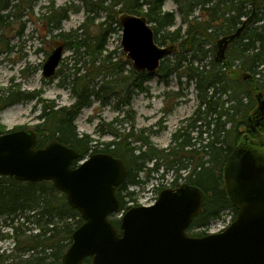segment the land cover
Returning <instances> with one entry per match:
<instances>
[{
  "label": "trees",
  "instance_id": "obj_1",
  "mask_svg": "<svg viewBox=\"0 0 264 264\" xmlns=\"http://www.w3.org/2000/svg\"><path fill=\"white\" fill-rule=\"evenodd\" d=\"M37 1L0 0V28L6 27L10 18H19L17 11L31 9ZM81 1L85 19L68 32L62 31L61 22L71 9L50 5L42 14L48 34L57 31L53 36L60 39L64 51L73 52L71 71L64 74L57 69L54 76H62L59 86L67 89L74 101L68 106H56L54 101L42 100L38 92L11 90L0 95V109L19 101L39 102L40 122L32 128L37 136L36 146L56 139L76 149L79 156L73 165L94 152L123 159L127 175L115 190L119 210L130 208L129 202L136 204L128 186L148 182L163 166L165 171L160 177L169 170L174 173L171 188H176L182 179V183L195 185L205 194L203 209L187 230L190 235L207 234L210 223L225 210L232 213L233 220L236 210L226 194L223 179L227 156L245 133L264 143V118L257 127L259 134L248 123V116L257 106L258 93L264 98V0H173L181 23L186 24L183 31L181 26L170 29L175 24V13L163 10L165 0ZM196 10L200 16L205 15L204 20L193 16ZM99 12L104 18L95 23ZM122 13L145 17L156 44L178 47L172 62L166 57L160 62L158 78L167 84L172 74H183L196 92L198 106L186 119V125L171 134L166 148L158 149L142 131L135 132L130 113L133 94L147 90L143 83L150 75L136 72L129 60L121 59L124 53L116 57V51L107 48L109 38L121 30L118 16ZM89 22L96 27H88ZM226 36L232 39L225 58L216 62L211 45ZM111 98H115L113 110L118 116L109 122L100 121L97 126L101 133L113 135V140L99 142L78 133L74 121L81 109L96 101L104 106ZM120 114L123 116L119 117ZM124 123L130 126L122 133L116 126ZM240 127L245 128L244 132ZM193 131L198 132L196 137L190 135ZM3 132L6 131L0 130ZM203 134L206 137L202 138ZM110 221L119 232V219ZM82 222L80 213L51 181L23 182L0 175V235L12 242L10 249L0 250V264H60L71 233ZM3 229L8 231L1 233ZM193 229L199 232L190 233ZM82 264H92L91 257H86Z\"/></svg>",
  "mask_w": 264,
  "mask_h": 264
},
{
  "label": "water",
  "instance_id": "obj_2",
  "mask_svg": "<svg viewBox=\"0 0 264 264\" xmlns=\"http://www.w3.org/2000/svg\"><path fill=\"white\" fill-rule=\"evenodd\" d=\"M120 46L136 72L155 74L160 61L175 50L158 46L145 17L131 13L118 16ZM231 36L213 46L214 60L221 62ZM63 44H57L42 65V74H55L62 59ZM248 117L258 132L264 118V99ZM79 156L56 139L36 147L30 129L0 134V175L18 181H51L78 210L83 222L71 233V242L60 264H264V144L245 134L232 148L223 167L226 194L236 210L234 220L222 231L190 236L187 228L203 209L204 192L183 183L160 191L150 206H134L119 219V230L109 220L117 212L115 189L126 178L123 159L95 152L75 166Z\"/></svg>",
  "mask_w": 264,
  "mask_h": 264
},
{
  "label": "rangeland",
  "instance_id": "obj_3",
  "mask_svg": "<svg viewBox=\"0 0 264 264\" xmlns=\"http://www.w3.org/2000/svg\"><path fill=\"white\" fill-rule=\"evenodd\" d=\"M50 5L55 8L67 7L71 9L68 17L61 22L62 31L64 32L78 27L85 19V11L81 0H38L32 4L31 9L25 8L21 12L17 11L16 15L20 13L21 16L10 18L9 24L4 28H0V95L7 91L19 90L22 92H38L42 100L54 101L56 106H68L74 101L70 92L59 86L61 75L45 78L42 74V65L48 54L61 42L59 38L53 36L57 31L48 34L46 20L42 17V14L48 11L46 7ZM163 10L175 13V24L170 28L171 30L179 26L182 27V31L185 29L186 24L181 23L177 5L173 0H165ZM103 15L102 12H99L95 23L102 21ZM193 16H198V20L205 19V15L200 16L197 10ZM88 27H96V25L89 22ZM120 40L121 32L116 31L109 38L107 45L108 50L116 51V57H119L120 53H124L120 46ZM214 44L216 42L211 45V48ZM167 45L169 44L163 46ZM227 46L224 54H226ZM178 52L177 47L166 58L172 62ZM125 58L124 53V57L121 59ZM73 62L72 50L65 49L57 69H62V73L67 74L71 71L70 68L73 66ZM143 85L146 86L147 90L133 94L130 102V113L134 117L135 132L142 131V134L147 136L149 141L158 149L166 148L170 144L171 134L178 127L186 125V119L193 115L198 106L196 92L192 84L186 83L185 75L179 76L177 73L168 78L167 84L162 82L157 75H150L145 79ZM114 103L115 98H111L104 106L96 101L91 106L82 108L74 121L78 133L87 134L99 142L113 140V135L107 132L101 133L97 125L100 121L109 122L118 116V112L113 110ZM39 113L40 103L36 100L19 101L6 106L0 109V130H15L18 127L32 129L34 125L40 122ZM122 116L119 115V117ZM197 124L202 123L197 122ZM129 126V123H124L116 126V128L124 133L129 130ZM244 130V127H240V131L244 132ZM197 134V131L190 133L192 137H196ZM204 137L206 136L203 134L202 138ZM252 138L254 141L261 140L256 136ZM198 146L199 144L196 143V147ZM206 158L204 156V159ZM148 165L151 166V162ZM163 171L165 169L161 166L157 172L153 173L152 179L148 182L142 185L128 186L127 191L133 192V198L137 204L151 202L156 196L155 194L158 195L157 189L159 187L168 186L171 183L174 173L169 170L165 172L164 176L160 177ZM183 175H185V172ZM179 181L183 182L182 179H179ZM116 217L118 215L112 219ZM231 217L232 213L229 210L223 211L219 219L210 223L207 232L220 231ZM6 231L8 229H3L1 233ZM198 232V229L190 231L192 234ZM11 246V240L0 235V250H8Z\"/></svg>",
  "mask_w": 264,
  "mask_h": 264
},
{
  "label": "flooded vegetation",
  "instance_id": "obj_4",
  "mask_svg": "<svg viewBox=\"0 0 264 264\" xmlns=\"http://www.w3.org/2000/svg\"><path fill=\"white\" fill-rule=\"evenodd\" d=\"M252 140V139H251ZM254 142V140H252ZM256 143V142H255Z\"/></svg>",
  "mask_w": 264,
  "mask_h": 264
}]
</instances>
